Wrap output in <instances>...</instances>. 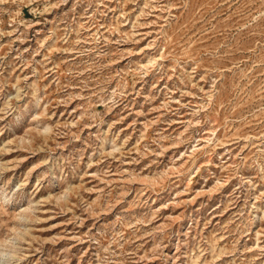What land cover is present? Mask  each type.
<instances>
[{
	"label": "rangeland",
	"instance_id": "obj_1",
	"mask_svg": "<svg viewBox=\"0 0 264 264\" xmlns=\"http://www.w3.org/2000/svg\"><path fill=\"white\" fill-rule=\"evenodd\" d=\"M0 264H264V0H0Z\"/></svg>",
	"mask_w": 264,
	"mask_h": 264
}]
</instances>
